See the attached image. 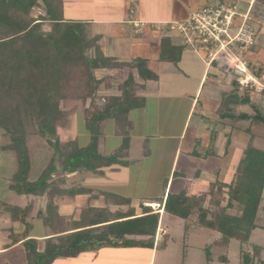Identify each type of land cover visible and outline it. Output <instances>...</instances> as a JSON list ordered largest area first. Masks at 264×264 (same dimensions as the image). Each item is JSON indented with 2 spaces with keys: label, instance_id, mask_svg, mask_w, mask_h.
<instances>
[{
  "label": "trees",
  "instance_id": "16d2710c",
  "mask_svg": "<svg viewBox=\"0 0 264 264\" xmlns=\"http://www.w3.org/2000/svg\"><path fill=\"white\" fill-rule=\"evenodd\" d=\"M34 9L42 15L34 17ZM90 29L88 23L64 20L63 0H0V132L5 138L0 149L12 156L16 169L9 189L22 196H46L47 207L53 211L58 207L54 201L67 196L73 199L81 194V188H60L67 176L102 175L104 167L128 165V136H125L129 132L128 114L142 102L135 96L134 78L129 74L118 84L119 96H98L99 88L107 87L105 83L109 78L98 79L95 72L109 65L127 66L135 69L144 81L156 78L147 69L145 60L135 59L119 65L113 63V59L104 58L98 45L99 37L92 35ZM161 57L166 58L163 51ZM248 68L253 69L250 64ZM255 74L260 72L255 71ZM234 85L237 84L234 82ZM234 92L232 96L236 99L238 90ZM246 96L237 98L238 104L250 105ZM62 103H72L73 107L81 109L88 134L85 145H79L77 139L72 142L59 140L57 129L67 127L73 114L72 109H62ZM254 109L253 116L230 117L264 124V114ZM106 122L113 123L123 142L110 155L103 156L98 151V140ZM31 135L41 138L52 150L36 180H31L30 174L32 161L28 142ZM65 151L67 153L63 154ZM58 173L61 175L54 179ZM227 188L226 205H218L210 213L197 208L196 222L228 240L248 244L252 232L259 228L256 220L264 190V151L250 144L235 180ZM222 189L224 187H220L219 192ZM190 203L191 200L184 197L168 196L163 210L185 220L194 209ZM31 207L4 206V210L13 218L18 216L28 228L25 235L30 229L26 220ZM142 210V215L135 216L88 207L73 221L55 212L59 228L51 229V236L57 239L51 238L41 253L36 252V240L29 239L25 243L27 264H49L56 257L74 256L100 246L152 249L159 214L150 207ZM40 212L42 210L37 216ZM260 228H264V224ZM132 236L138 239L128 238ZM262 250L257 246L252 247L250 253L241 250L242 264H255V261L264 264L260 261ZM220 262L226 264L228 260L222 257Z\"/></svg>",
  "mask_w": 264,
  "mask_h": 264
},
{
  "label": "crops",
  "instance_id": "0c3cea01",
  "mask_svg": "<svg viewBox=\"0 0 264 264\" xmlns=\"http://www.w3.org/2000/svg\"><path fill=\"white\" fill-rule=\"evenodd\" d=\"M98 1L100 4L97 6V0H90L95 6L93 9L90 7L92 12L87 17H84L81 13V18L78 20L65 17L63 0L64 20L90 24L93 34L99 37L98 45L104 58L113 59V63H119V65L135 59L145 60L147 69L156 77L153 80L144 81L138 76L135 69H130L127 66L109 65L107 68L98 69L95 72L98 79L109 78L105 83L108 86L104 87L102 85L97 92L98 96H119L118 84L125 81L129 74H132L136 84L135 96L142 102L138 108L131 110L128 114V131L131 134H133L135 127L141 123L132 120L131 113L133 111L143 112L152 107L156 115L166 111L171 115L173 114L175 118L176 112L180 109L182 115L178 118V130H173L175 122L171 120L168 123L166 122V127L169 128L168 133L160 136V138L163 137L160 140L171 146V149L169 150L170 159L166 167L165 177L160 183L161 190L159 194L155 196L132 195L123 197V195H115L114 192L108 191L109 193L104 192L102 195L101 192L96 194V190L92 187L96 183L93 177L102 178L108 184H111V182L116 183L117 181L110 177L120 175V178L125 180L122 181L121 188L130 185V180L126 183L130 170L136 166H141L144 162L146 163L151 157V150L149 152L146 147L147 140L142 135L140 138L132 137L128 140V165L126 167L113 165L102 168V175L89 173L80 175L82 185L78 188H81V194L76 195L73 199L67 196V198L61 199L62 202H59V200H56L58 203L55 202V205L58 206V216H64L60 214V207L62 208L64 201L71 205L78 199L84 200V206L81 207L80 211L93 207L107 210L111 214L122 212L140 216L143 214V207H150L154 213L159 214L154 247L148 249L140 246H100V248L88 249L74 256L59 257L74 259L94 254L97 264H137L138 262H143L142 264H167L166 255L160 253L169 251V245L167 244L168 227L163 223V218L173 215L163 210L167 197L180 196L189 201L191 200L192 203L190 204L194 209L187 219H181L183 221L190 219L194 214L198 215L197 208L199 207L212 212L218 208V205L225 206L228 197L226 195L227 186L235 180L248 146L251 144L254 148L264 151V144L262 143V140H264V124L254 120H236L230 117L235 116L236 118L243 114L249 117L253 116L255 115L254 108L264 114V50L255 46L249 51L247 60L253 61L252 63L257 66L255 71H259L260 74L249 73V84L246 87L240 86L236 82V76L226 71L225 62L213 61L208 65L205 56L197 54L193 49L183 45L179 35L167 30L157 33L149 26H146L142 33L137 34L132 25V22L160 24L184 20L191 12L204 5L205 0ZM211 1L215 3L235 2L243 8L248 5L264 7V0ZM253 21L256 20L253 19ZM251 26L263 39L264 26H260V29L257 26L255 27L254 24H251ZM162 51L166 55L165 59L161 57ZM217 63L219 66L216 65ZM214 66L217 68H214ZM234 82L237 84L236 86ZM206 86L208 90L204 92ZM235 89L238 90L236 99L245 97L247 94L248 97H246L249 99L250 105L238 104L235 97L232 96L233 93L235 94ZM250 94L259 97L258 102H252L253 98ZM106 126H113V129L107 132L108 136L112 135L121 139L122 142V137L116 133L113 123L106 122ZM106 136L102 133L98 140V151L103 156L110 155L118 148L116 146L111 152L104 153ZM150 137L152 136L150 135ZM86 143H88L87 140ZM75 175L67 176L65 184L72 183V180L69 182L68 180ZM87 175L92 176L90 180L94 179L91 183L90 180L84 179ZM220 187H224V189L219 192ZM110 190L112 189L110 188ZM263 193L259 211L262 209L264 212ZM104 195H107V198L103 199ZM118 200L120 202H117ZM8 203H4V205L13 209L14 206L11 203L8 205ZM4 205L2 204L0 208V264H27V247L25 243L29 239L36 240V252L41 253L51 238H54L53 240L57 238L51 236L52 232L49 228H47V232L43 231L41 235L33 233L31 222L40 220L37 213L42 208H38L39 206L34 207L31 201L24 206V208L28 205L32 206L26 220V223L30 225L28 235H25V230L28 228L20 222L18 216L13 218L9 212L4 210ZM173 217L180 219L176 216ZM197 217L194 220V226L200 228L196 222ZM77 218L68 216L67 220L73 221ZM218 236L215 241L216 247H222L226 251L228 239L220 234ZM128 238L138 239L134 236ZM222 239H224V242ZM262 252L260 253V261H264V259H261ZM182 256L183 263L188 264V253H184L183 250ZM222 257L228 260L226 256ZM222 257L218 258L219 262ZM254 263L256 264V261Z\"/></svg>",
  "mask_w": 264,
  "mask_h": 264
},
{
  "label": "rangeland",
  "instance_id": "374dc122",
  "mask_svg": "<svg viewBox=\"0 0 264 264\" xmlns=\"http://www.w3.org/2000/svg\"><path fill=\"white\" fill-rule=\"evenodd\" d=\"M100 2L97 0V6ZM65 6V17H70L74 19L81 18V13H83L84 17H87L92 12L94 4L90 2V0H64ZM92 7V9L90 8ZM251 24H254L255 27L258 23V29L260 26H264V7H251ZM34 17L38 15H42V12L34 9L33 11ZM73 16V17H72ZM75 16V17H74ZM256 20V21H253ZM239 20H236L238 24ZM237 26V25H236ZM162 27V25H159ZM91 34H93L92 29ZM168 28L165 26L166 31ZM177 34L176 32H172ZM232 34L235 33V30L231 32ZM179 35V34H177ZM261 45V46H260ZM259 49L264 50V38L256 45ZM249 55V54H248ZM247 55V57H249ZM253 61H249V64L252 65L253 69H248L247 73H253L255 75V70L257 66L252 63ZM255 63V62H254ZM219 66V64H216ZM214 68H217L214 66ZM250 79V78H248ZM208 90V87H204V92ZM248 90V89H247ZM240 91V90H239ZM250 92V90H248ZM242 92V91H240ZM251 95V94H250ZM253 98L251 101L256 103L260 99L257 96L251 95ZM175 102V101H174ZM75 102H73L74 104ZM72 103L64 104L62 103V109L70 110L72 109L73 114L69 118V125L65 128H58V137L61 142H72L75 139L78 140L79 145H85L87 139V133L84 129L83 124V117L81 109L77 107H73ZM173 106V104H171ZM264 106V105H263ZM76 111V112H74ZM166 112V111H165ZM161 112V114H155L153 112L152 107L147 108L146 111L139 112L133 111L131 113L132 120L141 122L139 126L135 127L133 134L127 132L125 136H128V140L132 137L140 138V136L144 135L147 140L146 147L151 150V157L145 163L141 164V166H136L130 170L127 175V182L130 180V185L124 186L121 188L122 181H125L124 178H120V176H114L111 179H115L116 183L111 182L108 184L106 180L104 181L102 178L93 177L95 178L94 181L96 183L92 185L96 190V194L99 192L104 194V192L109 193L108 191L114 192L115 195L118 194L119 196H155L159 194L161 190V181L164 179V175L166 173V167L168 166V162L170 159V152L171 146H168L165 142H162L160 139L163 138L160 136L165 135L168 133L167 131L169 128L166 127V122H170L171 120L175 122L174 129L178 130L179 125L178 118L181 117L182 112L179 109L176 112V117H173V114H169L168 112ZM173 117V118H171ZM143 121V122H142ZM113 126L105 127V123L103 125L102 133L107 135L105 142L106 147L104 153L111 152L116 146H121L122 142L121 139H118L112 135L108 136V131H111ZM172 130V128H171ZM150 135L152 137H150ZM264 144V140H262ZM5 143V138L0 132V147ZM262 144V145H263ZM129 145V144H128ZM163 148V149H162ZM28 149L30 159L32 161V170H31V180H36L39 172L47 163L49 157L52 154V150L48 145L38 136L31 135L29 137L28 142ZM259 149V148H258ZM63 154L67 153L62 152ZM15 162L10 154L4 153L2 149H0V208L4 203H11V205L17 208H24L26 203L31 201V203L35 206H39L38 208H42V212L38 216L40 220L31 222L33 225V233L35 235H41L43 231L47 232V228L54 229L59 226V221L56 219L55 212L53 208L49 209L47 207L48 202L46 196L44 198H33L32 196L24 197L18 195L17 193L10 191L9 186L11 184V177L15 173ZM61 174H55L53 177L54 179L59 177ZM124 175V174H123ZM148 177V178H146ZM92 178L91 175H87L84 179L90 180ZM98 178V179H97ZM72 180V183L69 182ZM81 176H73L72 179L68 180L69 183L62 185L60 188L64 190L78 188L82 185ZM90 180V183L91 181ZM110 188L112 190H110ZM118 188V189H117ZM120 188V189H119ZM98 190V191H97ZM264 195V193H263ZM106 196V197H105ZM110 197V195H108ZM67 198V197H64ZM107 198V195L103 196V199ZM264 198V197H263ZM65 200V199H64ZM264 200V199H263ZM68 201V200H67ZM74 201V200H73ZM105 201V200H104ZM58 203L54 201L55 204ZM59 202H62L59 199ZM63 202L62 208L60 207V214L64 215V217H78L80 214L81 207L84 206V200L81 201L80 199L73 202L71 205ZM117 202H120L119 200ZM8 203V205H9ZM70 203V202H69ZM122 204V203H121ZM124 204V203H123ZM5 206V205H4ZM31 206V205H30ZM52 207V206H51ZM48 210V211H47ZM198 215L194 214L190 219L183 221L181 219L174 218L173 216H165L163 218V223L168 227V242L169 245L168 250L164 253L166 255L167 264H184L183 263V250L184 253H188V264H225L219 262L218 258L221 256H226L228 258V264H242L241 261V250L244 251H251V248L254 246L260 247L263 249L261 254V259H264V228L262 225L264 224V212L262 209L258 212L256 224L259 228H256L249 239L248 244L241 245L236 240H228V245L226 247V251L222 247H216L215 241L218 239V234L213 232L211 229L200 227L197 228L194 226V220ZM34 217V216H33ZM29 221V220H28ZM44 225L45 227L43 228ZM67 223L65 227H67ZM59 228V227H58ZM224 242V239H222ZM55 241V240H53ZM100 248V247H96ZM263 256V257H262ZM142 262V261H141ZM264 262V261H262ZM50 264H97V259L94 254H88L86 256H80L74 259H67L58 257L55 260L49 262ZM143 263V262H142ZM138 262L137 264H142Z\"/></svg>",
  "mask_w": 264,
  "mask_h": 264
},
{
  "label": "built area",
  "instance_id": "2783aa9c",
  "mask_svg": "<svg viewBox=\"0 0 264 264\" xmlns=\"http://www.w3.org/2000/svg\"><path fill=\"white\" fill-rule=\"evenodd\" d=\"M251 7L205 0L204 5L184 20L160 24L132 22V25L137 34L146 26L161 33L166 26L167 31L179 34L183 45L203 54L208 65L213 61L225 62L226 71L236 76L240 86L246 87L249 84L247 55L261 41L259 33L250 24ZM236 20H239L238 24ZM233 30L234 34L231 33Z\"/></svg>",
  "mask_w": 264,
  "mask_h": 264
},
{
  "label": "bare ground",
  "instance_id": "6f19581e",
  "mask_svg": "<svg viewBox=\"0 0 264 264\" xmlns=\"http://www.w3.org/2000/svg\"><path fill=\"white\" fill-rule=\"evenodd\" d=\"M152 207H156L155 205H151Z\"/></svg>",
  "mask_w": 264,
  "mask_h": 264
}]
</instances>
